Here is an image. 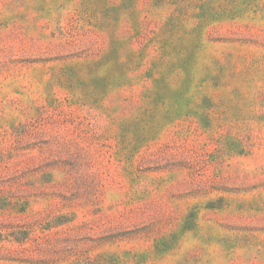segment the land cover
Wrapping results in <instances>:
<instances>
[{"label": "rangeland", "instance_id": "rangeland-1", "mask_svg": "<svg viewBox=\"0 0 264 264\" xmlns=\"http://www.w3.org/2000/svg\"><path fill=\"white\" fill-rule=\"evenodd\" d=\"M0 264H264V0H0Z\"/></svg>", "mask_w": 264, "mask_h": 264}]
</instances>
